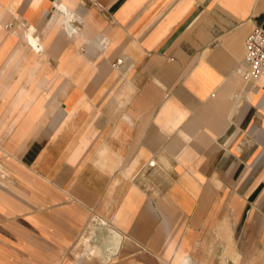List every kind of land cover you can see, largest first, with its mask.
<instances>
[{"label": "crops", "instance_id": "crops-1", "mask_svg": "<svg viewBox=\"0 0 264 264\" xmlns=\"http://www.w3.org/2000/svg\"><path fill=\"white\" fill-rule=\"evenodd\" d=\"M96 1L0 0V264H264V0Z\"/></svg>", "mask_w": 264, "mask_h": 264}, {"label": "built area", "instance_id": "built-area-1", "mask_svg": "<svg viewBox=\"0 0 264 264\" xmlns=\"http://www.w3.org/2000/svg\"><path fill=\"white\" fill-rule=\"evenodd\" d=\"M92 5L101 7L96 0H86ZM76 31V28H73ZM121 63L120 59L115 61V65ZM240 75L246 80H253L264 77V29L258 26L246 35L244 39V53L242 66L239 68Z\"/></svg>", "mask_w": 264, "mask_h": 264}, {"label": "bare ground", "instance_id": "bare-ground-1", "mask_svg": "<svg viewBox=\"0 0 264 264\" xmlns=\"http://www.w3.org/2000/svg\"><path fill=\"white\" fill-rule=\"evenodd\" d=\"M24 39L29 44V46H31L32 48H34L37 51L40 50V45L41 44H40V41H39L38 37L34 34V27L33 26L29 27L26 30V32L24 34Z\"/></svg>", "mask_w": 264, "mask_h": 264}, {"label": "rangeland", "instance_id": "rangeland-1", "mask_svg": "<svg viewBox=\"0 0 264 264\" xmlns=\"http://www.w3.org/2000/svg\"><path fill=\"white\" fill-rule=\"evenodd\" d=\"M26 43V42H25ZM101 223V221H99V223L98 224H100ZM92 224H96V223H93V222H91V223H89V227L92 225ZM89 229V228H88ZM95 236L94 235H92V236H89V241L91 242V241H94L95 240ZM86 246V245H85ZM87 247V246H86ZM174 263L175 264H177V259L174 261Z\"/></svg>", "mask_w": 264, "mask_h": 264}]
</instances>
